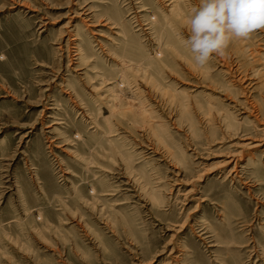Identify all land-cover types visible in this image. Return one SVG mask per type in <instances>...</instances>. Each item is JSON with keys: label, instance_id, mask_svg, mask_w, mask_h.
<instances>
[{"label": "rangeland", "instance_id": "rangeland-1", "mask_svg": "<svg viewBox=\"0 0 264 264\" xmlns=\"http://www.w3.org/2000/svg\"><path fill=\"white\" fill-rule=\"evenodd\" d=\"M0 264H264V0H0Z\"/></svg>", "mask_w": 264, "mask_h": 264}, {"label": "bare ground", "instance_id": "bare-ground-1", "mask_svg": "<svg viewBox=\"0 0 264 264\" xmlns=\"http://www.w3.org/2000/svg\"><path fill=\"white\" fill-rule=\"evenodd\" d=\"M176 159H177V158H176ZM230 159H231V158H230ZM232 161H233V160H228V161L226 162V164H227V163H231ZM222 166H223V165H222Z\"/></svg>", "mask_w": 264, "mask_h": 264}]
</instances>
